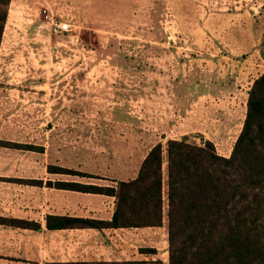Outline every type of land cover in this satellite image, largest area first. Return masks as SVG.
<instances>
[{
    "label": "rangeland",
    "instance_id": "obj_1",
    "mask_svg": "<svg viewBox=\"0 0 264 264\" xmlns=\"http://www.w3.org/2000/svg\"><path fill=\"white\" fill-rule=\"evenodd\" d=\"M263 72L264 0H12L0 128L20 94L33 106L28 140L45 128L30 171L60 165L92 175L62 178L116 186L168 139H208L230 156Z\"/></svg>",
    "mask_w": 264,
    "mask_h": 264
},
{
    "label": "trees",
    "instance_id": "obj_2",
    "mask_svg": "<svg viewBox=\"0 0 264 264\" xmlns=\"http://www.w3.org/2000/svg\"><path fill=\"white\" fill-rule=\"evenodd\" d=\"M11 1L0 0V47ZM49 170L92 176L55 165ZM56 185L113 195L116 210L111 221L49 215L50 229L163 226L166 221L169 264H264V72L249 90L246 118L230 156L221 155L211 140L199 145L184 136L154 145L137 176L116 186Z\"/></svg>",
    "mask_w": 264,
    "mask_h": 264
},
{
    "label": "crops",
    "instance_id": "obj_3",
    "mask_svg": "<svg viewBox=\"0 0 264 264\" xmlns=\"http://www.w3.org/2000/svg\"><path fill=\"white\" fill-rule=\"evenodd\" d=\"M11 95L6 102L12 114L6 122L15 123L0 128V141L15 144L0 145V264H169L166 221L163 226L48 228L49 215L111 221L117 199L56 185L61 181L92 184L61 177L77 174L50 171L49 167L51 177H45L44 171H30V160L37 161L39 154L41 162L44 159L40 148L44 144H39V139L44 141V123L39 128L36 122V139L28 140L26 118L33 106L23 104L20 94ZM14 112L22 119L12 118ZM31 145L41 146L30 149Z\"/></svg>",
    "mask_w": 264,
    "mask_h": 264
},
{
    "label": "built area",
    "instance_id": "obj_4",
    "mask_svg": "<svg viewBox=\"0 0 264 264\" xmlns=\"http://www.w3.org/2000/svg\"><path fill=\"white\" fill-rule=\"evenodd\" d=\"M46 17L54 30H61L63 32H68L71 30V25L69 23L56 21L54 18L50 17L49 14H47Z\"/></svg>",
    "mask_w": 264,
    "mask_h": 264
}]
</instances>
